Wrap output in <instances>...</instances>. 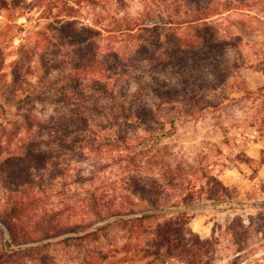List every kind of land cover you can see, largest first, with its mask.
<instances>
[{
  "label": "rangeland",
  "instance_id": "374dc122",
  "mask_svg": "<svg viewBox=\"0 0 264 264\" xmlns=\"http://www.w3.org/2000/svg\"><path fill=\"white\" fill-rule=\"evenodd\" d=\"M205 1L0 0V264H187L144 254L178 208L211 264H264V0L173 52Z\"/></svg>",
  "mask_w": 264,
  "mask_h": 264
},
{
  "label": "trees",
  "instance_id": "16d2710c",
  "mask_svg": "<svg viewBox=\"0 0 264 264\" xmlns=\"http://www.w3.org/2000/svg\"><path fill=\"white\" fill-rule=\"evenodd\" d=\"M263 2V0H261ZM204 4L198 5L195 9L187 16L184 22H190L193 29V33L190 36L180 37L173 36L174 44L172 46V51L180 54H186L189 52H196L198 50H213L221 51L227 47H236L237 41L233 39L220 38L216 34L215 29L212 27L208 18L220 13V6L222 5L225 9L230 7V3L226 2H215L214 0H207L203 2ZM261 8L264 9V3ZM73 42H82L84 38L80 37L78 33L72 34ZM96 60L89 64L90 69L97 70L98 67ZM75 68V67H74ZM77 69V68H75ZM85 69V67L80 68ZM264 77V66L261 69ZM74 76L73 78H75ZM94 86L100 88L101 84L98 80H94ZM25 149L33 154L34 158L38 154L32 152L29 146ZM264 152V148L261 149V153ZM247 159V158H246ZM248 163V160H245ZM7 163V161H6ZM260 164H264V156H262ZM4 167V166H3ZM10 169L15 166H7ZM17 170L22 173L24 170L19 166H16ZM25 172V171H24ZM26 173V172H25ZM221 191H226V186L219 182ZM191 209V208H188ZM164 215L169 214L162 222L158 223L153 230V237L146 244L144 248L145 255H152L155 258H162V256L176 257L185 260L187 264H211L212 257L214 253L215 240L212 236L207 238H201L197 233L192 232L190 229L186 228L185 225L188 220L187 211L184 208H178L174 213L172 210L163 211ZM161 213V209L153 206V208L144 210L141 212L139 217H135L134 220H144L150 217L157 216ZM9 231V240L11 242L16 241L18 237H21V229H14V226L9 222V220L0 217ZM236 229L233 228V231ZM237 233V232H236ZM238 238L235 242L237 243Z\"/></svg>",
  "mask_w": 264,
  "mask_h": 264
}]
</instances>
